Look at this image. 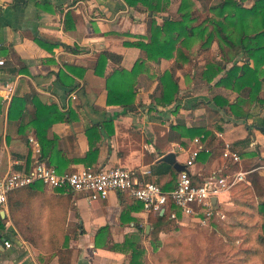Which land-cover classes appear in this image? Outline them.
<instances>
[{
  "label": "crops",
  "instance_id": "0c3cea01",
  "mask_svg": "<svg viewBox=\"0 0 264 264\" xmlns=\"http://www.w3.org/2000/svg\"><path fill=\"white\" fill-rule=\"evenodd\" d=\"M179 1L168 0L165 9L151 10L143 3L131 6L125 0H0V176L12 170L29 171L36 161L53 166L66 163V170L119 165L168 190L178 171L158 158L177 143L193 147L194 136L186 129L192 126L207 131L199 134L205 133L201 138L204 149L188 168L193 178L220 167L227 166L229 171L238 168L235 163L222 161L220 146L225 141L237 150L240 163L250 160V165L255 164L245 170L247 173L264 177V133L254 126L247 128L255 117L264 114V108L246 99L239 109L249 114L234 119L212 99L214 95L230 103L237 99L239 92L216 82L232 63H242V51L222 41L220 48L217 35L209 46L202 45L201 36L187 38L186 46H182L185 57L181 59H175L174 53L168 59H148L136 45L148 40L152 20L162 25L165 18L180 15ZM218 1L191 0L196 19L188 25L202 22L206 30H213L212 24L203 20L220 18L209 7ZM239 1L244 6L254 2ZM105 51L111 55L105 59L104 75H99L91 64ZM228 52L231 59L226 58ZM137 60L141 64L136 73L126 77L134 94L133 107L108 104L105 74L117 66L131 70ZM205 61L226 68L208 80L202 74ZM171 67L176 68L179 99L167 106L155 104L152 97L158 93L159 76ZM117 79L122 82V76ZM5 85L12 86L9 99L2 97ZM263 92L264 81L259 95ZM33 119H38L39 125L50 121L46 132L56 139L53 162L48 155L39 158ZM170 124L179 127L171 129ZM90 142L97 144L96 155L91 163L84 164L79 158ZM185 157L186 152L175 153L176 161L184 163ZM160 162L170 169L161 167ZM40 188L47 195L56 194L55 188L44 183ZM228 192L215 198L224 211L232 205L225 198ZM107 194L105 199L90 200L74 192L67 202L64 226L71 249L67 264H127L131 246L143 248L142 264H151L148 256L153 245L157 239L162 245L170 236L171 223H195L173 204L158 211L166 216L156 221L154 213L142 210L140 201L126 191L110 190ZM8 209V201L0 205V264H65L56 255L28 243L10 219ZM171 209L176 217L169 219ZM222 221L226 219L215 218L210 226ZM4 240L9 247L3 246ZM161 245H154V249Z\"/></svg>",
  "mask_w": 264,
  "mask_h": 264
},
{
  "label": "trees",
  "instance_id": "16d2710c",
  "mask_svg": "<svg viewBox=\"0 0 264 264\" xmlns=\"http://www.w3.org/2000/svg\"><path fill=\"white\" fill-rule=\"evenodd\" d=\"M125 1L131 6H135L137 2H140L151 10H163L167 6L168 0ZM253 1L251 6H244L239 0H220L216 4L210 5V9L214 10L220 18H205L203 21H208L213 26V30H206L205 26L201 24L202 22L196 25H188L189 21L196 19L191 11L193 2H191V0H180L178 7L180 15L177 17L165 18L162 21V25H158L152 20L150 23L148 40L145 42H136V45L143 49L148 59L154 60L159 57L168 59V57L173 56V53L175 54V59L184 58L185 56L182 52V46H186L184 40H187V38L194 39L199 36L203 38L202 45L209 46L214 36L217 35L220 48H222L220 42L222 41L230 48L233 47L241 50L244 55V60L241 64H236L234 62L231 64L230 68L225 69V65L222 66L221 63L215 65L213 62L205 61V69L202 70V74L210 80L214 75L220 72V70L225 69L224 74L220 76L216 83L223 84L224 87L230 90L233 89L239 92V94L237 95V99L232 103L220 95L212 96L213 102L223 108L226 115L231 118L246 117L249 112L245 109H243V111L239 109L241 108L242 101L246 99L250 102L255 101L256 104L264 108V92L259 95L261 83L264 81V68L262 67L264 63V0ZM178 41L180 45L176 46ZM110 55L111 53L105 51L91 64L95 72L99 75H104V62L106 57ZM249 60H251V64H249ZM140 64V60H137L131 70L117 66V68L105 74V99L108 104H121L124 107H133L134 94L128 86L126 77L134 75ZM175 67L177 68V66ZM175 67L169 68L159 76L157 86L158 93L152 97L155 104L167 106L169 103L179 99L177 94L178 81L174 75V71L176 70ZM120 76H122L121 83L117 79V77L120 78ZM245 86L248 87L246 92L243 91ZM11 100L9 114L13 106V98ZM46 106V108L50 107V105ZM36 117L38 118V114ZM49 123L50 121L39 125L38 119H33V127L39 143V158L44 156L47 157L48 155V160L53 162L52 158L54 155H52V152L56 139L55 136L48 137L46 130ZM178 125L179 124H170V128H177L179 127ZM250 126H254L259 129L260 132L264 133V114L260 117H255L250 124H247L248 129H250ZM186 129L191 136H194L193 138L199 137L203 139L205 133L207 134V131L203 128L197 129L190 126ZM203 131L205 133L199 135ZM96 146L97 144L95 142H90L87 151L79 160L84 164L91 163L96 155ZM222 146L223 143L220 146V156ZM231 148L234 149L232 146ZM203 149L204 147L202 145L201 151H203ZM223 160L226 161L222 157V161ZM56 164L55 168L58 171L66 170V163ZM159 164L167 170L171 167L165 163L160 162ZM229 165L233 164L229 163ZM256 178L255 176L251 178L250 181H239L233 185L230 191L236 189V192H240L239 196H241L242 201L250 207V212L252 209L253 214L261 217L259 226L261 227V234L257 237V239L259 238L257 242L261 245V250L264 255V200L256 203L254 199L253 187H257ZM40 183L39 181H32L24 186L13 188L7 193L9 217L15 227L19 229L24 239L34 248L42 252H50L57 256L60 263L67 264L70 261L71 249L68 245L69 239H67L66 227L64 226L65 210L67 209V202L69 203L73 193L64 187H56L54 189L56 194L47 195L42 193ZM165 216L164 213L162 215H159L158 212L154 213L156 221H160L165 218ZM162 247L163 243L159 248ZM154 248L153 245V250ZM130 249V259L127 264H142L140 256L143 252V248L137 249L131 246ZM158 250L159 249L154 250L153 253H156ZM241 252L245 255H257L259 253L257 249L252 247L242 248Z\"/></svg>",
  "mask_w": 264,
  "mask_h": 264
},
{
  "label": "built area",
  "instance_id": "2783aa9c",
  "mask_svg": "<svg viewBox=\"0 0 264 264\" xmlns=\"http://www.w3.org/2000/svg\"><path fill=\"white\" fill-rule=\"evenodd\" d=\"M11 92L12 86L5 85L2 97L9 99ZM217 135L222 136L220 132ZM192 142L193 147L177 143L167 151L186 152L185 169L178 171L175 183L168 191H163L154 181L143 179L124 166L81 167L58 171L45 161H36L29 171L12 170L0 176V205L7 203L6 195L11 189L39 181L52 188L64 187L72 193L80 192L90 200L105 199L110 190L126 191L133 199L140 201L142 210L146 212H163L173 204L180 208L181 214L191 216L197 225L207 227L215 218L226 219L224 208L216 204L215 198L223 191H230L235 183L247 181V172L241 168L229 171L225 166L213 169L201 178H193L188 168L195 163L203 143L199 137L192 138ZM231 146L230 143L223 142L221 156L227 162L239 165L240 156ZM167 216L169 219L175 218V211L171 209ZM2 244L9 247L5 240Z\"/></svg>",
  "mask_w": 264,
  "mask_h": 264
},
{
  "label": "rangeland",
  "instance_id": "374dc122",
  "mask_svg": "<svg viewBox=\"0 0 264 264\" xmlns=\"http://www.w3.org/2000/svg\"><path fill=\"white\" fill-rule=\"evenodd\" d=\"M231 57L232 53L228 52L226 58ZM248 162L251 161L240 163L238 168L248 170L255 165ZM246 176L249 181L255 177L250 173ZM256 186L253 187L254 199L259 203L264 200V177L256 178ZM235 190L225 194V198L232 201L225 211V222L207 227L192 221L171 223L168 228L172 227V232L162 241L163 247L156 253H153L154 249L148 256L151 264H264L262 247L257 242L261 234V217L253 214L252 209L250 212V207L239 196L240 192ZM155 242V247L161 245L160 240ZM245 247L255 248L259 253L245 255L241 252Z\"/></svg>",
  "mask_w": 264,
  "mask_h": 264
},
{
  "label": "water",
  "instance_id": "95a60500",
  "mask_svg": "<svg viewBox=\"0 0 264 264\" xmlns=\"http://www.w3.org/2000/svg\"><path fill=\"white\" fill-rule=\"evenodd\" d=\"M161 162L171 164L176 171L185 169V164L175 160V153L169 151L158 158Z\"/></svg>",
  "mask_w": 264,
  "mask_h": 264
}]
</instances>
